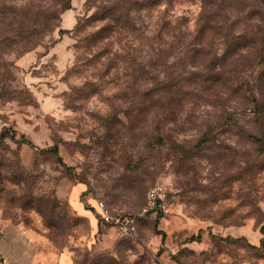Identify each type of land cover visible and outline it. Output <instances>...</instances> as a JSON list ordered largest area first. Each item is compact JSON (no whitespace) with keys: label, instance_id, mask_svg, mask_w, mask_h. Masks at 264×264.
<instances>
[{"label":"rangeland","instance_id":"374dc122","mask_svg":"<svg viewBox=\"0 0 264 264\" xmlns=\"http://www.w3.org/2000/svg\"><path fill=\"white\" fill-rule=\"evenodd\" d=\"M61 253L264 264V0H0V264Z\"/></svg>","mask_w":264,"mask_h":264},{"label":"built area","instance_id":"2783aa9c","mask_svg":"<svg viewBox=\"0 0 264 264\" xmlns=\"http://www.w3.org/2000/svg\"><path fill=\"white\" fill-rule=\"evenodd\" d=\"M157 190L151 188L147 192V202L141 210L135 213L114 212L110 206L100 198H96L94 203H90V208L94 212L95 218L100 223L111 227L117 236H130L136 231L138 218L150 210L168 212V203L159 199Z\"/></svg>","mask_w":264,"mask_h":264},{"label":"crops","instance_id":"0c3cea01","mask_svg":"<svg viewBox=\"0 0 264 264\" xmlns=\"http://www.w3.org/2000/svg\"><path fill=\"white\" fill-rule=\"evenodd\" d=\"M82 190H83L82 184L78 183L73 185L68 191L69 200L76 210H78L79 212H83L82 214L88 216V213L82 211L85 210L83 203L80 201L79 198V194ZM103 230L107 231V233L111 232L115 234L114 230L111 227L104 226ZM56 264H72V263L70 258L67 255H65V253H61L57 257Z\"/></svg>","mask_w":264,"mask_h":264}]
</instances>
